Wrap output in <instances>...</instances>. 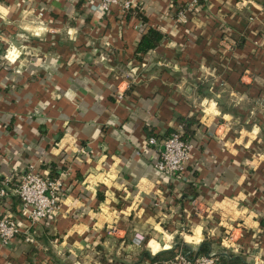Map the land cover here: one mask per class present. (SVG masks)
<instances>
[{"label":"crops","instance_id":"0c3cea01","mask_svg":"<svg viewBox=\"0 0 264 264\" xmlns=\"http://www.w3.org/2000/svg\"><path fill=\"white\" fill-rule=\"evenodd\" d=\"M96 1L0 0V177L31 163L61 180L58 211L28 231L16 197L0 204L19 227L0 264H83L98 243L154 264L181 223L187 253L208 241L221 264H264L262 0H202L182 23L184 0ZM148 27L163 35L136 50ZM180 117L190 154L168 176L152 163ZM234 210L242 228L224 244Z\"/></svg>","mask_w":264,"mask_h":264},{"label":"built area","instance_id":"2783aa9c","mask_svg":"<svg viewBox=\"0 0 264 264\" xmlns=\"http://www.w3.org/2000/svg\"><path fill=\"white\" fill-rule=\"evenodd\" d=\"M202 0H184L178 5L175 11L174 19L177 22H183L187 17V13L196 6H199ZM97 5L102 12L109 10L114 3L120 6L122 11H126L131 3L130 0H97ZM261 8L264 9V0L261 2ZM3 48L2 57L7 60V45L3 46L0 36V49ZM122 97V89L118 88L115 94V100L118 101ZM147 143H155L156 137L148 135ZM191 143L181 136L180 127L171 130L161 139V148L158 150L157 156L152 165L157 170L171 176L180 173L190 154ZM61 180L59 176H49L41 174L34 170L33 165L28 163L26 167L20 171H11L7 175L0 177V204L4 203L7 198L16 197L19 202V214L27 220L28 231L37 221L54 216L59 209V190ZM197 202H193V212L196 211ZM19 231L18 215H11L9 212L0 210V247H7L11 238ZM231 234L222 236L221 240H225L224 244L230 239ZM31 240V237L27 236ZM161 264H221L218 256L212 251L202 253H194L188 255L187 252L178 250L171 258L161 262Z\"/></svg>","mask_w":264,"mask_h":264},{"label":"rangeland","instance_id":"374dc122","mask_svg":"<svg viewBox=\"0 0 264 264\" xmlns=\"http://www.w3.org/2000/svg\"><path fill=\"white\" fill-rule=\"evenodd\" d=\"M179 23H182V22H179ZM3 48L0 49V55H2L3 53ZM233 213L231 214V220L228 221V223H231L232 221L234 222V224H230L231 226H228L227 227V230L226 231H221L219 236H228L231 234V231L233 229V226L235 225H240V230H241V224H242V220L239 218V210L236 211H232ZM168 220V223L170 222L169 219ZM166 219L163 220V223L162 224H167ZM199 220V219H198ZM239 223V224H235V223ZM108 225L109 226H106V229L105 227H103V230H104V234L105 235H115V236H118L121 234V231H119L121 229V227L116 223V222H108ZM166 226V225H165ZM175 227V232L173 233V240H174V246L172 251L168 252V253H164V254H158L156 255L157 259L155 260V263L154 264H158L160 263L159 261L161 260H165V258H168L172 253L175 254L178 250H180L181 252H185L184 251V248L179 247V242L183 241L182 240V237H183V233H187V230L186 228L189 227V225H185L183 223L179 224V226H174ZM100 230V229H99ZM170 230V229H168ZM236 231V230H234ZM122 237H123V234H122ZM123 246V242L121 244V247ZM222 247V246H220ZM123 248V247H122ZM230 248V247H229ZM228 249V248H227ZM89 252H91L90 256H91V260L90 261H81L83 262V264H129L130 261H125L123 260V249H119V252L117 254H113L112 256H108L104 253V250L102 248V245L101 244H96L94 245L91 249H88ZM229 250V249H228ZM238 249H236L235 251H237ZM194 249L190 252V253H187L188 255H191V254H194ZM230 251V250H229ZM172 254V255H173ZM146 255L144 254V257ZM53 264H61V262L59 260H56V259H53ZM66 262H69V261H65ZM50 264V263H48Z\"/></svg>","mask_w":264,"mask_h":264},{"label":"trees","instance_id":"16d2710c","mask_svg":"<svg viewBox=\"0 0 264 264\" xmlns=\"http://www.w3.org/2000/svg\"><path fill=\"white\" fill-rule=\"evenodd\" d=\"M162 35L163 34L159 30H157L155 28H152V27H148L147 30L141 35L139 41L137 42L136 50L144 51L147 48H151V47L155 46ZM179 122L181 123L180 125L182 127L181 128L182 129L181 130V136L183 138H185L186 135H188V133L191 132L190 129H189L190 119L184 118V117H180ZM207 243H208V241H203L198 246V248L196 249V252H204L206 247H207ZM172 250L173 249L163 250V251H160L158 254L168 253V252H170ZM172 254L167 259L171 258ZM155 256L156 255L152 256V258H154ZM230 260H232V259H230ZM219 261L221 263V258H219ZM232 261L239 262V260H237V259H233ZM27 264H40V263H34L32 261H29Z\"/></svg>","mask_w":264,"mask_h":264}]
</instances>
